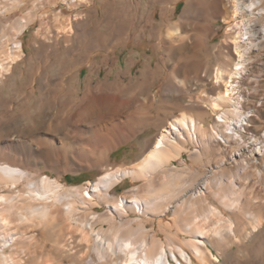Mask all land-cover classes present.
<instances>
[{"label": "bare ground", "instance_id": "6f19581e", "mask_svg": "<svg viewBox=\"0 0 264 264\" xmlns=\"http://www.w3.org/2000/svg\"><path fill=\"white\" fill-rule=\"evenodd\" d=\"M45 2L80 8L87 0ZM263 4L264 0H214L213 9L226 14V53L220 66L206 69L209 75H200L199 80L210 79L220 90L210 96L201 89L195 97L202 102L199 115L182 112L166 122L132 165H111L95 182L73 187L61 185L60 177L41 175L47 169L59 170L62 164L79 172L102 163L152 118L144 109L126 113L134 100L113 95L119 89L117 82L109 84L114 92L107 94L105 83L93 84L89 77L79 94L75 80L82 64L72 65L76 60L70 56L71 46L63 48L60 64L68 70L53 83L50 59H40L37 53L42 42L54 36L41 26L35 38L42 42L33 43L31 55L25 57L17 38L34 17L28 14L10 26L0 20V94L8 82V93L15 94L7 98L6 109L0 108V264H264V166L258 170V185H250L249 177L242 176L252 165L246 156L264 155V136L245 138L251 110L245 112L240 84L248 75L252 51L264 48ZM20 5V0H3L0 19ZM83 15L78 12L76 19ZM58 21L56 38L60 34L72 40L71 17L59 14ZM87 33L81 30L83 37H94V32ZM178 33L172 27L167 35L172 40ZM120 36L118 32L108 41L119 45ZM185 44L197 60L200 43ZM21 66L22 80L16 84ZM151 69L144 65L141 70L140 89L148 85ZM169 82L175 86L173 94L186 86L175 75ZM53 106L57 111L49 127L29 134L25 127L33 129L39 111ZM23 115L30 116L29 122H14ZM206 115L212 116L207 126L200 120ZM53 129L61 134L79 132L77 142L67 147L51 134ZM184 151L201 171L189 167ZM181 158L180 167L172 166ZM231 164L237 170L230 174ZM126 177L142 182L112 197L111 189ZM100 205L103 211L98 210ZM168 212L170 220L163 222Z\"/></svg>", "mask_w": 264, "mask_h": 264}, {"label": "rangeland", "instance_id": "374dc122", "mask_svg": "<svg viewBox=\"0 0 264 264\" xmlns=\"http://www.w3.org/2000/svg\"><path fill=\"white\" fill-rule=\"evenodd\" d=\"M20 1L21 5L16 10L1 17L0 20L4 25L10 26L13 21L27 17L28 14L34 17V22L17 38V40H22L25 57L31 55L33 43L42 42V39L35 38V31L41 26L42 30L49 32L51 37L54 36L55 40L50 39L48 40L50 42H45L46 44L42 42V50L40 49L37 53L40 59H50L55 77L53 83H57L63 72L68 70L60 64L65 57L63 48L66 45L71 46L72 54L70 56L76 60L72 65L74 66L77 62L82 64L75 80L79 94L89 77L94 81L93 84L105 83L106 87L103 92L107 94L114 92L109 84L117 82L116 86H119V89L113 95L126 101L134 100L132 102L134 105L132 104L126 113L144 109L143 112L152 118L151 122L139 125L130 138L118 144L108 159L93 167L87 165L88 167H84L79 172H72L63 164L59 170L55 171L47 169L45 164L38 165L41 169H47L41 176L48 175L51 179L60 177L59 183L64 187L95 182L111 165H132L138 161L147 143L155 137L162 125L182 112L195 115L199 113L202 102L196 100L195 97L201 89H205L210 96L215 95L218 89L220 90V87L217 88L210 79L199 80L200 75L202 77L205 73L209 75L206 69L220 66L224 56L222 54L226 53L224 39L227 36L228 24L223 20L226 14L223 10L213 9L211 3L214 0H87V3L80 8L75 6L68 8L65 3L50 5L45 0ZM0 3L2 5L3 0H0ZM78 12L84 14L81 20L76 19ZM59 14L71 17L75 29L74 39L66 41L60 34L56 38ZM262 19L264 20V13ZM172 27H177L179 32L171 37L173 41L167 35ZM81 30L88 31L87 34L94 32L92 34L94 37H83ZM7 32L10 33L9 29ZM118 32L122 39L119 45L114 46L109 41ZM197 41L201 47L199 46L198 59L196 60L185 43ZM171 44L176 48L171 49ZM11 45L13 43L9 44V46ZM251 57L252 63L248 65V75L240 80L245 112L251 110L249 112L251 122L245 125L246 140L252 134L264 136V48L254 49ZM144 65H148L152 69L149 73L148 85L146 84L144 88L140 89L137 86V81ZM22 69L24 66H21L16 72V84L22 80ZM174 75L178 79H182L186 85L180 87L178 94L171 92L175 86L169 80ZM10 88L11 85L8 82L0 94V108H5L7 98L15 95L12 91L8 93ZM146 97L149 99H145ZM13 104L17 106L14 101ZM33 107L37 109L36 105ZM56 111L57 106L53 109H41L33 129L26 126L25 130L29 134H32L30 133L32 130L44 131L53 122ZM31 112L34 113L35 110L32 109ZM7 116L9 113L5 114V119ZM29 117V115L15 117L14 122L26 124L30 120ZM200 120L207 126L212 123V116H200ZM51 134L64 141V144L69 147L77 142L79 132L72 130L61 134L53 129ZM105 142L102 141L101 144ZM91 143L97 145L93 141ZM224 154L228 155V153ZM183 157L190 163L189 167L192 170L201 171L202 168L191 161L188 151L183 152ZM246 157L252 165L248 174L242 173V176L249 177L246 180L250 185H258V170L263 169L264 155ZM182 159L174 161L172 166L180 167ZM236 170V165L229 166L230 174ZM244 178L242 183L247 184ZM141 182V180L132 181L130 177H126L111 189L110 194L112 197H120L126 193L127 189L141 184ZM262 184L264 188V180ZM104 209V205L98 207L99 211ZM155 220L156 218L154 222L152 220L148 222V226L155 223ZM167 220H170V212L165 215L163 222ZM180 236H182V232ZM161 237L164 242L168 241L164 234H161ZM174 264H178V262L174 261Z\"/></svg>", "mask_w": 264, "mask_h": 264}]
</instances>
